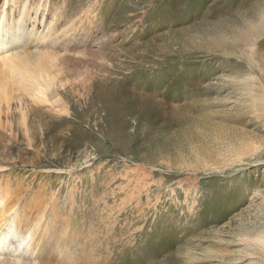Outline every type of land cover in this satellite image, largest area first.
<instances>
[{
	"label": "rangeland",
	"instance_id": "374dc122",
	"mask_svg": "<svg viewBox=\"0 0 264 264\" xmlns=\"http://www.w3.org/2000/svg\"><path fill=\"white\" fill-rule=\"evenodd\" d=\"M49 1L78 29L0 105V263L264 264V0Z\"/></svg>",
	"mask_w": 264,
	"mask_h": 264
},
{
	"label": "bare ground",
	"instance_id": "6f19581e",
	"mask_svg": "<svg viewBox=\"0 0 264 264\" xmlns=\"http://www.w3.org/2000/svg\"><path fill=\"white\" fill-rule=\"evenodd\" d=\"M67 3L68 1L58 7L51 4L49 0L4 1L0 8L2 10L0 11V105L2 102L9 103L12 100V97L16 94L14 86L17 84L18 90L26 91L37 102L47 103L50 102L53 96H56L54 74L55 72L61 73L63 70L57 63V50L63 45V42H60L61 40L58 41L59 37L57 35L63 34L65 36L68 35V31L71 29H78L75 25L77 21L74 18H63L62 8ZM7 5L9 9L11 7L10 13L6 9ZM15 7L19 11L16 20L11 15L12 8ZM56 7L57 10L54 12V18L56 19L48 22L47 13ZM61 19L64 20L65 24L57 29V23ZM29 24L33 30H36V24L43 26L44 29L42 31L37 30L40 33L35 34L33 30L28 28ZM4 197V199L0 197V202L4 203L7 200V197ZM6 208L5 213L2 211L3 219H7V215L11 214V211L6 210ZM1 222L0 224H2ZM16 222L18 223L17 219ZM11 223L14 224V220ZM6 225L7 222H4L0 229L6 227ZM12 229L16 230L14 227ZM11 234L12 231L5 234L0 232V247L7 243ZM34 234L37 235V232H34Z\"/></svg>",
	"mask_w": 264,
	"mask_h": 264
}]
</instances>
